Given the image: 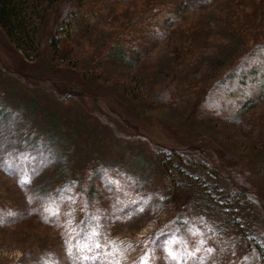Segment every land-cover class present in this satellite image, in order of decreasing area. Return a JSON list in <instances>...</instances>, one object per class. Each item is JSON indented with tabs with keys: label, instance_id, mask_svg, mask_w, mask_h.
Masks as SVG:
<instances>
[{
	"label": "rangeland",
	"instance_id": "obj_1",
	"mask_svg": "<svg viewBox=\"0 0 264 264\" xmlns=\"http://www.w3.org/2000/svg\"><path fill=\"white\" fill-rule=\"evenodd\" d=\"M25 18L20 49L0 29V264H264V0Z\"/></svg>",
	"mask_w": 264,
	"mask_h": 264
},
{
	"label": "trees",
	"instance_id": "obj_2",
	"mask_svg": "<svg viewBox=\"0 0 264 264\" xmlns=\"http://www.w3.org/2000/svg\"><path fill=\"white\" fill-rule=\"evenodd\" d=\"M27 6L28 0H1L0 2V29L18 49L21 47L22 39H31L25 18ZM32 44L34 45L33 40ZM54 47L58 49L57 41H54Z\"/></svg>",
	"mask_w": 264,
	"mask_h": 264
},
{
	"label": "snow or ice",
	"instance_id": "obj_3",
	"mask_svg": "<svg viewBox=\"0 0 264 264\" xmlns=\"http://www.w3.org/2000/svg\"><path fill=\"white\" fill-rule=\"evenodd\" d=\"M170 254H172V253H170ZM173 258H175V257H173Z\"/></svg>",
	"mask_w": 264,
	"mask_h": 264
}]
</instances>
